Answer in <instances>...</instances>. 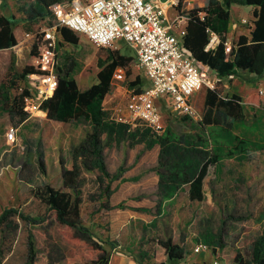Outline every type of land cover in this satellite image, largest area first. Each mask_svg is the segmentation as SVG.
Returning a JSON list of instances; mask_svg holds the SVG:
<instances>
[{
	"label": "rangeland",
	"instance_id": "rangeland-1",
	"mask_svg": "<svg viewBox=\"0 0 264 264\" xmlns=\"http://www.w3.org/2000/svg\"><path fill=\"white\" fill-rule=\"evenodd\" d=\"M69 1L58 2L67 4ZM181 1L186 8L201 7L208 2ZM18 2L23 0H0V13H14L18 17L21 36L23 32H31L38 25L53 21L49 13L42 19L27 21L17 8ZM252 12L248 6L233 4L230 22L234 21L237 28L248 34L253 26ZM168 15H172L170 11ZM77 35V44L60 39L57 57L59 67L74 61L72 75L81 90L96 82L99 70L97 56L102 51L107 52V47L134 56L129 70L123 67L122 78H112V89L103 108L109 120L132 126L131 132L135 136L126 139H106L104 136L103 156L108 172L114 174L119 167L123 172L110 183L109 196L100 195L96 171L82 172L81 223L93 232L95 239L106 243L108 254L114 248L128 252L141 250L137 259L142 264H153L154 240L168 234L184 238L186 253L190 254L181 264H201L203 261L212 264L216 256L218 264H233V252L249 258L251 242L264 223L261 217L264 211V96H259V106L244 105L239 116L223 118L225 113L221 111L219 124L203 125L205 91L202 90L196 101L199 116L174 115L168 106H159L164 128L162 132H156L140 120L133 119L128 107V81L139 75L147 85L145 73L136 63L134 49L123 39L110 46L98 47L84 34ZM32 44L33 40L25 36L12 49L0 50V82L11 60L16 72H20L29 61L32 64L29 56ZM222 80V96L236 93L245 98L248 94H258V90L264 88V76L256 77L245 72L232 76V80ZM21 84L24 82L20 80L18 85ZM16 93V89L9 90L10 96ZM88 126L84 118L58 122L48 119L41 111L17 124L3 108L0 98V218L5 209L16 210L1 222L0 264H26L31 233L38 246L49 237L48 240H53L68 255L75 253L77 245L71 242L69 230L52 221L45 233V229L33 227L23 218L44 215L46 205L36 194L37 189L46 183H53L56 187L60 185L61 161L70 158L72 149L85 138ZM11 128L17 131L16 142H9L6 138ZM168 131L177 138L182 134L192 135L203 143L197 144L196 148L204 149L210 155H219L217 162L208 167L204 178V199L200 201L188 198L187 184L172 196H165L159 190L158 173L166 167L158 163V141ZM108 181L105 178L103 185ZM198 240L208 243L210 250L192 251ZM38 263L43 264L40 256Z\"/></svg>",
	"mask_w": 264,
	"mask_h": 264
},
{
	"label": "trees",
	"instance_id": "trees-1",
	"mask_svg": "<svg viewBox=\"0 0 264 264\" xmlns=\"http://www.w3.org/2000/svg\"><path fill=\"white\" fill-rule=\"evenodd\" d=\"M59 0H23L17 3V8L22 17L27 21L42 19L49 13V6ZM233 4L254 6L252 12L253 26L248 34L239 35L232 43L230 53H226L224 43L230 24V9ZM182 6V1L180 5ZM188 24L183 36L182 46L197 61H200L214 71L219 78L230 77L237 70H244L257 76L264 75V0H208L207 4L197 8H189ZM18 17L14 13H0V50L12 49L21 39L25 38L24 32L20 35ZM206 28L215 31L220 41L207 48L210 43L209 33ZM61 40L77 44L79 36L75 31L67 27H59ZM61 44V43H60ZM100 52L97 56L96 82L85 89H80L72 75L74 61H69L63 67L58 66L59 83L51 97L41 105L48 119L58 122H68L84 118L88 121V130L85 138L72 149V154L67 161H61L60 185L46 183L37 189L36 194L46 205L44 215L37 217L24 216V220L33 227L48 229L55 221L59 226L69 230L70 240L77 245L75 253L67 254L57 243L51 242L49 237L44 239L41 246L36 240L28 238V251L26 264H39L38 256L43 264H109V252L105 242L95 239L93 232L81 223V208L83 171H96L97 183L101 187L100 195L109 196L110 183L123 172L122 167L114 174H110L104 161V136L106 139H126L135 136L131 132L133 128L129 124L109 120L107 112L103 108L104 101L112 89L113 73L118 67H124L127 71L134 59L131 54H126L119 49ZM36 54L34 44L30 51V59ZM34 67L29 61L20 72H16L11 60L4 79L0 82V98L3 108L7 110L12 121L22 123L28 120V115L23 108L26 75L33 72ZM10 82H9V81ZM24 82L18 85L19 81ZM221 79L217 81L214 89H208L205 93L203 125L219 124L221 111L225 113L223 118L229 115L239 116L244 105H261L258 94H249L242 99L238 94L232 93L222 96ZM133 92H141L147 85L141 77L136 75L127 83ZM21 88V90H20ZM16 89L17 93L10 96L9 90ZM201 140H195L192 135L182 134L178 138L168 131L158 141L160 145L159 166L166 170L159 171L158 187L165 196H172L183 184L188 185V198L192 201L204 199V178L208 173V167L215 164L219 158L217 153L209 154L204 149L196 148L202 144ZM42 153L41 148L39 149ZM209 155V156H208ZM208 156V157H207ZM207 157V158H206ZM43 166V163L40 162ZM107 178L109 181L104 184ZM14 208L5 209L0 218L2 220L15 212ZM264 218V211L261 212ZM183 237L165 235L154 240L152 254L153 264H165L168 260H181L186 255ZM233 264H264V223L260 233L251 242L250 257L246 258L240 252H233ZM138 264H142L137 259Z\"/></svg>",
	"mask_w": 264,
	"mask_h": 264
},
{
	"label": "built area",
	"instance_id": "built-area-1",
	"mask_svg": "<svg viewBox=\"0 0 264 264\" xmlns=\"http://www.w3.org/2000/svg\"><path fill=\"white\" fill-rule=\"evenodd\" d=\"M181 0H70L67 4H51L49 14L52 22L38 25L31 32H24L27 39L36 45L32 57L34 71L27 74L23 108L28 119L51 97L59 83L58 49L61 43L59 27H67L84 34L94 45H111L118 39L125 40L135 51L136 63L144 71L149 85L141 92L127 91L132 118L140 120L150 129L162 132V114L156 98H168V107L175 115L199 116L197 107L191 102L194 92L203 87L214 89L217 77L207 64L194 60L183 48V36L188 24L187 9L179 6ZM171 10V16L168 11ZM243 22L247 20L242 19ZM210 43L214 47L219 35L206 28ZM233 41L226 40L224 49L231 52ZM32 48V47H31ZM123 76V67H118L113 78ZM21 90V88H20ZM259 95L264 90L259 89ZM17 131L11 128L6 138L16 142ZM210 245L202 240L193 244L192 251L207 252ZM218 256L212 264H218Z\"/></svg>",
	"mask_w": 264,
	"mask_h": 264
},
{
	"label": "crops",
	"instance_id": "crops-1",
	"mask_svg": "<svg viewBox=\"0 0 264 264\" xmlns=\"http://www.w3.org/2000/svg\"><path fill=\"white\" fill-rule=\"evenodd\" d=\"M248 7H249V9H252V11H254V6H248ZM169 11H170V13L172 12L171 10H169ZM236 28H237V23H235L234 21L233 22H230L229 27H228V32L226 34L227 40H231L233 38L236 39L239 35L246 34L244 31H242L240 29V27H238L237 29ZM242 72H245V73L251 74V75H255L256 77H261V76H257L256 74H252V73H249L247 71L239 70V69L237 70L236 74L242 73ZM236 74H233L232 76H234ZM232 76L225 77V78L222 77L221 78V83H222L221 86L222 85L224 86V82H223L222 79L232 80ZM148 85H149V81L147 80V86ZM260 89H263L264 90V88H260ZM202 90L205 91L204 92V96H203L204 97L203 98V105H204L205 93L208 91V89L206 87H203L200 90L194 92L193 95H192V97H191V102L196 107L198 106L196 101H197V98L199 96V92H201ZM258 96H264V95H258ZM242 99H244V98H242ZM156 105H157V108L159 106L160 107L169 106L168 105V98H166V97H159L158 99L156 98ZM204 108H205V106H204ZM190 242H193V240H190ZM141 253H142L141 250H135V251H129L128 252V250L120 251L119 249L114 248L113 252L109 254V264H138L137 263V258H138V256H140ZM189 254H190V252H187L186 255H184L183 259L186 258ZM183 259H181V260H174V262L168 260L165 264H169L168 262H172V263H175V264H181V262H182ZM201 264H205L204 261Z\"/></svg>",
	"mask_w": 264,
	"mask_h": 264
}]
</instances>
